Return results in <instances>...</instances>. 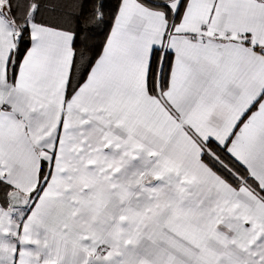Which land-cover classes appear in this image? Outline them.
I'll use <instances>...</instances> for the list:
<instances>
[{
    "label": "snow or ice",
    "instance_id": "obj_1",
    "mask_svg": "<svg viewBox=\"0 0 264 264\" xmlns=\"http://www.w3.org/2000/svg\"><path fill=\"white\" fill-rule=\"evenodd\" d=\"M0 264H264V0H0Z\"/></svg>",
    "mask_w": 264,
    "mask_h": 264
}]
</instances>
